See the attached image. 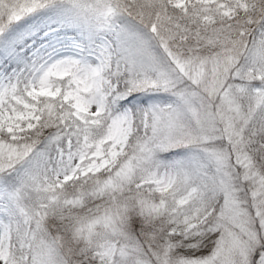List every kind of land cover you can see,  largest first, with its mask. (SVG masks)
<instances>
[{
	"label": "snow or ice",
	"instance_id": "obj_1",
	"mask_svg": "<svg viewBox=\"0 0 264 264\" xmlns=\"http://www.w3.org/2000/svg\"><path fill=\"white\" fill-rule=\"evenodd\" d=\"M0 62V264H264V0H0Z\"/></svg>",
	"mask_w": 264,
	"mask_h": 264
},
{
	"label": "rangeland",
	"instance_id": "obj_2",
	"mask_svg": "<svg viewBox=\"0 0 264 264\" xmlns=\"http://www.w3.org/2000/svg\"><path fill=\"white\" fill-rule=\"evenodd\" d=\"M45 39H47V38H45ZM12 70H14V65H11V66L5 65L4 67L0 68V72H5V71L10 72Z\"/></svg>",
	"mask_w": 264,
	"mask_h": 264
},
{
	"label": "trees",
	"instance_id": "obj_3",
	"mask_svg": "<svg viewBox=\"0 0 264 264\" xmlns=\"http://www.w3.org/2000/svg\"><path fill=\"white\" fill-rule=\"evenodd\" d=\"M5 65L2 63V62H0V68L1 67H4ZM9 66H11V64H9Z\"/></svg>",
	"mask_w": 264,
	"mask_h": 264
}]
</instances>
